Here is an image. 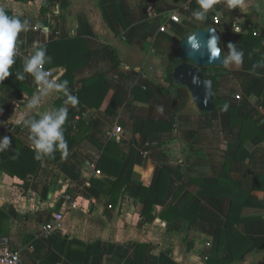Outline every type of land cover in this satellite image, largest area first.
I'll use <instances>...</instances> for the list:
<instances>
[{
  "label": "crops",
  "instance_id": "1",
  "mask_svg": "<svg viewBox=\"0 0 264 264\" xmlns=\"http://www.w3.org/2000/svg\"><path fill=\"white\" fill-rule=\"evenodd\" d=\"M0 7L31 25L0 86V136L32 148L23 120L55 108L60 93L29 110L36 84L15 74L34 43L60 41L56 59L75 58L76 68L68 79L63 65L45 68L50 77L67 80L75 96L89 79L101 80L86 93L90 105L58 107L87 123L95 143L115 142L124 153L122 187L112 192L116 177L96 167L102 150L87 140L23 178L0 169V245L19 250L26 264H264V0L217 4L203 22L193 17L197 0H0ZM209 26L223 57L228 43L244 56L239 67H205L214 108L200 111L168 69L184 36Z\"/></svg>",
  "mask_w": 264,
  "mask_h": 264
},
{
  "label": "clouds",
  "instance_id": "2",
  "mask_svg": "<svg viewBox=\"0 0 264 264\" xmlns=\"http://www.w3.org/2000/svg\"><path fill=\"white\" fill-rule=\"evenodd\" d=\"M199 8L193 12V17L198 22L207 19L211 10L217 4H224L229 9L243 8L245 0H197ZM31 25L27 20H21L19 15H9L4 7H0V81L9 77L12 72L11 67L16 63L17 42L21 32L27 33ZM234 31L240 32L239 26H233ZM209 36L206 41V49L209 61L221 59L225 67L229 64H235L239 67L243 61L244 52L239 50L235 44L228 43V53L221 57V48L218 46L220 39L215 30H208ZM188 46L193 51H199L201 42L196 33L188 38ZM35 49L32 54L23 60V69L15 74V78L23 81L26 74L31 76L36 84V92L27 102V109L36 110L41 105V98L47 97L55 91L65 97L64 104L75 107L78 105V98L71 93L68 88L67 80H60V76L50 77L45 70L44 65L52 62V57L47 55L46 47L42 45H33ZM61 73L60 75H62ZM59 81V82H58ZM197 82L194 79V83ZM228 104H224L227 110ZM161 112L163 109H159ZM68 117V107L60 106L50 111H45L38 118H29L23 120V125L28 129V139L31 141V147L35 152V159L43 160L45 157L54 158L56 151H60L63 158L68 156V144L64 135V125ZM11 139L8 136H0V152L9 149Z\"/></svg>",
  "mask_w": 264,
  "mask_h": 264
},
{
  "label": "trees",
  "instance_id": "3",
  "mask_svg": "<svg viewBox=\"0 0 264 264\" xmlns=\"http://www.w3.org/2000/svg\"><path fill=\"white\" fill-rule=\"evenodd\" d=\"M9 14V13H8ZM61 42H51L46 44L47 55L52 57V62L50 64H45L44 68H52L58 65H63L65 67V72L63 74V78H67L70 76L71 72L76 68L70 63L75 62V58L66 59V61L62 62L58 61L55 55V52L52 50L53 45L57 44V46ZM181 60H178L177 57L171 61L169 69H168V79L172 82V69L174 66L179 64ZM205 67L201 68V72L204 78L208 76L205 74ZM62 80V79H61ZM101 80V77L91 78L86 81L82 87V89L77 93L78 98V106L80 105H90L86 102V93L89 88L96 81ZM4 81H0V86H5ZM20 88V83H18L17 89ZM65 97L60 94L59 98L55 101L53 107H58L65 101ZM64 135L68 144V151L78 142L87 140L95 145L98 149L102 150L101 156L97 162L96 167L100 170H103L107 173H110L116 177L115 183L110 190L121 188L122 181L119 178V172L121 170L122 162L124 159V153L117 147L115 142L109 141L104 146H100L95 143L88 135L89 125L82 120H70L67 118L66 123L64 125ZM23 142L19 138H14L11 140V144L9 149L0 152V169L11 176H18L23 178L27 174L35 173L37 166L41 160L35 159V152L33 148H26L23 151ZM62 158L61 152L56 151L54 154V158L45 157L44 159L51 164H56ZM141 188L137 192V196H140ZM148 204V202H147ZM149 204H151L149 202Z\"/></svg>",
  "mask_w": 264,
  "mask_h": 264
},
{
  "label": "water",
  "instance_id": "4",
  "mask_svg": "<svg viewBox=\"0 0 264 264\" xmlns=\"http://www.w3.org/2000/svg\"><path fill=\"white\" fill-rule=\"evenodd\" d=\"M213 29L219 37V33L214 26H209L205 29H195L184 36L177 59L181 60L172 70L173 83L176 85L185 86L190 93L191 100L195 107L200 111H210L214 108L213 100V80L204 78L201 68L207 66H222L221 59L209 61L208 52L206 49V41L208 39V30ZM193 33H196L201 42L199 51L193 52L188 46V38ZM220 47V45L218 44ZM223 57L222 52L220 53ZM194 79L197 81L194 83Z\"/></svg>",
  "mask_w": 264,
  "mask_h": 264
},
{
  "label": "built area",
  "instance_id": "5",
  "mask_svg": "<svg viewBox=\"0 0 264 264\" xmlns=\"http://www.w3.org/2000/svg\"><path fill=\"white\" fill-rule=\"evenodd\" d=\"M171 22H176L177 21V16L175 14H171L169 17ZM214 23L218 22V18L217 16L214 17L213 19ZM160 30H164V27H161ZM21 53L20 47L17 44V55L16 57H18ZM49 74L50 71L46 70ZM147 152H143V155H146ZM61 219V215L57 214L55 217H53L52 222H48L45 226H44V230L45 232H49L52 229L55 228V226L59 223ZM0 264H26V262L24 261L21 253L19 250L17 249H12L9 246L6 245H0Z\"/></svg>",
  "mask_w": 264,
  "mask_h": 264
},
{
  "label": "rangeland",
  "instance_id": "6",
  "mask_svg": "<svg viewBox=\"0 0 264 264\" xmlns=\"http://www.w3.org/2000/svg\"><path fill=\"white\" fill-rule=\"evenodd\" d=\"M209 73H211L210 69H206L205 74L207 75Z\"/></svg>",
  "mask_w": 264,
  "mask_h": 264
}]
</instances>
